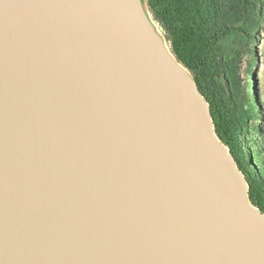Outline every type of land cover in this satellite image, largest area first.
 <instances>
[{"label": "water", "instance_id": "water-1", "mask_svg": "<svg viewBox=\"0 0 264 264\" xmlns=\"http://www.w3.org/2000/svg\"><path fill=\"white\" fill-rule=\"evenodd\" d=\"M0 264H264V213L143 0H0Z\"/></svg>", "mask_w": 264, "mask_h": 264}, {"label": "rangeland", "instance_id": "rangeland-1", "mask_svg": "<svg viewBox=\"0 0 264 264\" xmlns=\"http://www.w3.org/2000/svg\"><path fill=\"white\" fill-rule=\"evenodd\" d=\"M214 1L216 9L210 8L208 2L203 8L206 21L212 28L213 25L228 27L239 20L245 33L254 32L252 39L236 34L223 37L213 49L211 58L216 61L221 55L218 53L222 52L223 67L229 68L226 75H230L232 82H235L233 96L239 104L237 110L241 115L231 108L227 116L238 124L240 138L237 145L241 150L237 157L252 176L261 180L264 176V0L258 3L257 11L249 7L250 0L247 3L244 0ZM158 30L164 37L159 26ZM165 42L172 52L170 44ZM176 49L184 56L189 69L194 67L197 60L201 61L204 50L202 46L186 39L176 41ZM221 96L224 97L223 94Z\"/></svg>", "mask_w": 264, "mask_h": 264}, {"label": "trees", "instance_id": "trees-1", "mask_svg": "<svg viewBox=\"0 0 264 264\" xmlns=\"http://www.w3.org/2000/svg\"><path fill=\"white\" fill-rule=\"evenodd\" d=\"M244 1L247 3L249 0ZM143 2L153 21L163 31L165 40L172 48V54L192 73L200 93L209 105L216 136L228 148L238 169L245 175L250 203L264 213V176L261 180L256 179L237 157L241 150L237 145L240 138L238 124L233 118L229 120L227 116L231 108L237 110L239 105L233 96L235 82H232L230 75H226L229 68L223 67V53H218L221 55L216 61L211 58L213 49L223 37L236 34L252 39L254 32L245 33L239 20L228 27L213 25L212 28L206 21L203 8L205 2H208L210 8L216 9L214 0H143ZM259 2L260 0H250L249 7L257 11ZM182 39L191 40L204 48L201 61L197 60L192 69H189L184 56L176 49V41ZM238 113L241 115L240 111Z\"/></svg>", "mask_w": 264, "mask_h": 264}]
</instances>
